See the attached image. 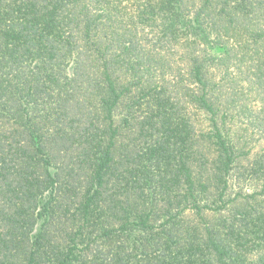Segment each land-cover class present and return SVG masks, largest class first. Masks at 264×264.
Returning <instances> with one entry per match:
<instances>
[{"label":"trees","instance_id":"obj_1","mask_svg":"<svg viewBox=\"0 0 264 264\" xmlns=\"http://www.w3.org/2000/svg\"><path fill=\"white\" fill-rule=\"evenodd\" d=\"M0 264H264V0H0Z\"/></svg>","mask_w":264,"mask_h":264}]
</instances>
